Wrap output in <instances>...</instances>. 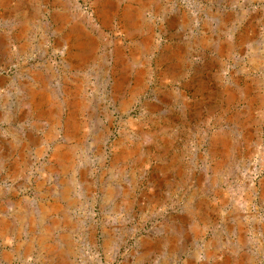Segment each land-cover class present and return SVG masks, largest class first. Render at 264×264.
<instances>
[{
    "label": "rangeland",
    "instance_id": "obj_1",
    "mask_svg": "<svg viewBox=\"0 0 264 264\" xmlns=\"http://www.w3.org/2000/svg\"><path fill=\"white\" fill-rule=\"evenodd\" d=\"M0 264H264V0H0Z\"/></svg>",
    "mask_w": 264,
    "mask_h": 264
},
{
    "label": "bare ground",
    "instance_id": "obj_2",
    "mask_svg": "<svg viewBox=\"0 0 264 264\" xmlns=\"http://www.w3.org/2000/svg\"><path fill=\"white\" fill-rule=\"evenodd\" d=\"M89 31V30H88Z\"/></svg>",
    "mask_w": 264,
    "mask_h": 264
}]
</instances>
